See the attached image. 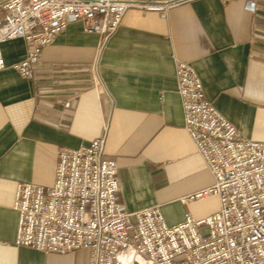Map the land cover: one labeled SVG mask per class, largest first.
Returning a JSON list of instances; mask_svg holds the SVG:
<instances>
[{
  "label": "crops",
  "instance_id": "crops-1",
  "mask_svg": "<svg viewBox=\"0 0 264 264\" xmlns=\"http://www.w3.org/2000/svg\"><path fill=\"white\" fill-rule=\"evenodd\" d=\"M248 4L129 9L103 44L70 22L44 47L31 79L12 68L25 58L24 40L0 45V264H88L86 250L16 246L13 204L18 184L52 185L59 148L102 136L127 212L158 207L174 226L217 210V202L180 201L213 179L183 129L175 64L192 65L216 110L245 139L264 142V0Z\"/></svg>",
  "mask_w": 264,
  "mask_h": 264
},
{
  "label": "built area",
  "instance_id": "built-area-1",
  "mask_svg": "<svg viewBox=\"0 0 264 264\" xmlns=\"http://www.w3.org/2000/svg\"><path fill=\"white\" fill-rule=\"evenodd\" d=\"M193 0H0V45L23 39L25 58L12 66L31 79L44 47L80 21L101 43L129 9L165 12ZM229 3L238 0H220ZM250 9L258 0H246ZM0 53V69L3 68ZM183 129L213 182L180 199L215 196L217 210L166 225L158 207L127 212L117 200L116 164L104 137L59 148L50 187L18 184L14 244L43 254L88 252V264H264V142L245 139L209 102L192 65L176 62Z\"/></svg>",
  "mask_w": 264,
  "mask_h": 264
},
{
  "label": "rangeland",
  "instance_id": "rangeland-1",
  "mask_svg": "<svg viewBox=\"0 0 264 264\" xmlns=\"http://www.w3.org/2000/svg\"><path fill=\"white\" fill-rule=\"evenodd\" d=\"M217 198H215V197H213V196H207V197H205L204 199H203V201L205 202V203H208V204H213L214 202H217V200H216ZM199 201H201V200H199Z\"/></svg>",
  "mask_w": 264,
  "mask_h": 264
}]
</instances>
